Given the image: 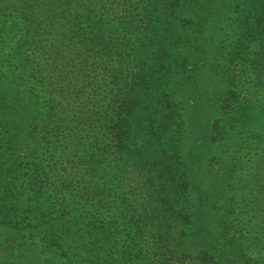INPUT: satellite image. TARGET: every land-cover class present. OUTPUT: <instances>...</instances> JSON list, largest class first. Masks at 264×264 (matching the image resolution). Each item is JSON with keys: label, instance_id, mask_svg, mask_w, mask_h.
Listing matches in <instances>:
<instances>
[{"label": "rangeland", "instance_id": "374dc122", "mask_svg": "<svg viewBox=\"0 0 264 264\" xmlns=\"http://www.w3.org/2000/svg\"><path fill=\"white\" fill-rule=\"evenodd\" d=\"M51 1L0 0V120L31 125L26 131L33 137V164L27 167L38 177L41 165L48 177L47 183H34L26 194L19 178L27 168L6 164L5 172L12 170L15 182L8 183L5 211L0 210V264H146L141 258L134 260L129 245L131 226L118 200L125 184L115 179L109 170L111 158L99 150L105 144L102 127L94 124L82 129L76 123L78 116L87 117L82 113L88 97L79 92L88 85L101 86L99 97H89L97 106L111 92L109 82L115 74L124 72V65L117 63L120 43L109 34L122 0H73L70 11L77 12V19L70 23L62 21L58 11H51ZM201 1L205 57L193 74L202 89L214 95L235 91L238 102L251 110L243 125L227 124L228 131L215 132V147L202 167L205 199L228 219L224 243L229 242V260L219 256L218 264H264V0ZM97 32L103 45L93 38ZM91 38L95 40L92 45ZM65 81L67 89L74 87L78 94L62 92ZM231 83L238 84L237 90ZM86 92L91 94L89 89ZM191 112L192 105L181 107L177 137L187 150L207 142L205 133L196 130L198 120L190 117ZM213 119L219 125L226 123L222 117ZM39 137H44L41 150L35 149ZM11 156L12 152L5 155ZM229 169L233 175L221 183ZM216 185L225 191L219 204L209 198ZM25 202L34 216L24 214ZM179 203L188 206V200ZM57 204L68 207L66 222L72 228L67 236L80 243L70 254L71 263L41 246L44 235L40 230L19 231L1 220L7 216L32 224L48 222L45 212ZM193 204L198 201L189 198V205ZM195 209L196 217L201 216L200 209ZM214 221L213 217L205 224L213 239L221 234ZM212 242L193 243L183 264H204L207 260L200 261L199 253L207 246L208 256L216 259L219 250L211 247Z\"/></svg>", "mask_w": 264, "mask_h": 264}, {"label": "trees", "instance_id": "16d2710c", "mask_svg": "<svg viewBox=\"0 0 264 264\" xmlns=\"http://www.w3.org/2000/svg\"><path fill=\"white\" fill-rule=\"evenodd\" d=\"M72 3L73 0H53L51 11H58L61 20L70 23L77 19V12L70 11ZM203 8L201 0H122L119 16L112 25L114 31L109 34L120 43L116 59L124 65V72L122 76L119 72L115 74L109 82L111 92L101 98L97 106L92 105L89 97H99L101 86L88 85L79 92L88 97L85 113H82L87 117L78 116L76 123L82 129L92 128L94 124L97 128L102 127L105 144L99 150L103 156L111 158L109 170L115 179L125 184L118 200L125 206L127 222L131 226L129 245L135 253L134 260L141 258L146 264H183L193 243L207 245L210 241H213L211 247L219 250V255L212 259L208 256L207 251L211 250L207 246L199 253L200 261L218 264L219 256L229 260V242L224 243L229 232L228 219L224 211L220 212L205 199L202 167L215 147V132L228 131L227 124L243 125L251 110L238 102L235 91L214 95L202 89L193 74L205 57ZM93 38L103 45L102 40L98 41L101 38L98 32ZM93 38L89 41L91 45L95 43ZM65 84L68 83L65 81L61 85L62 92L78 94L74 87L70 91ZM231 88L237 90L238 84L231 83ZM86 89L91 94H87ZM189 105L193 107L190 117L198 120L196 130L205 133L207 142L187 150L177 137L182 127L181 107ZM15 109L12 103V115ZM25 110L29 113L27 108ZM213 117H222L226 123L219 125ZM30 126L20 125L17 120L9 124L0 120L1 212L5 211L2 205L8 192L7 185L15 182L12 170L5 172L7 163L15 168H27L19 178L26 194L34 183L48 182L43 166L38 168V177L34 173L31 175L27 167L33 164L30 157L33 137L26 131ZM43 138L39 137L35 149L43 148ZM7 152H12L13 156L5 157ZM233 173L232 169L223 173L221 183ZM224 192L222 185H216L209 198L219 204ZM189 198L198 204L189 205ZM182 200H188V206L181 207L179 202ZM23 208L27 217L34 216L28 202ZM90 208L96 210V205L90 204ZM195 208L200 209L201 216L196 217L198 211ZM166 209L171 210L172 215H167ZM45 213L50 220L37 224L19 217L5 216L1 220L19 231L40 230L38 233L44 235L41 246L53 249L71 263L70 254L80 243L67 236L72 228L66 222L68 207L57 204ZM213 217L214 225L221 230L215 239L207 233L209 227L205 226Z\"/></svg>", "mask_w": 264, "mask_h": 264}]
</instances>
